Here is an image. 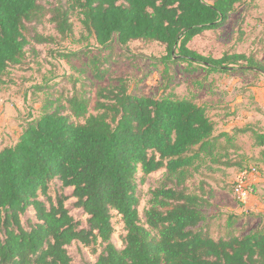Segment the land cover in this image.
<instances>
[{
  "label": "trees",
  "instance_id": "16d2710c",
  "mask_svg": "<svg viewBox=\"0 0 264 264\" xmlns=\"http://www.w3.org/2000/svg\"><path fill=\"white\" fill-rule=\"evenodd\" d=\"M244 3L0 0V85L27 51L34 53L32 45L50 43L37 25L46 19L67 37L72 15L107 53L87 62L97 81L107 76L114 48L137 41L164 47L165 55L154 64L165 70L182 62L189 72L264 71L253 57L213 59L187 47L194 37L224 26ZM96 95V114H89L90 92L84 87L65 99L46 97L39 116L20 124L13 144L0 141V264H71V245L96 243L99 255L85 264H264V222L239 236L242 228L235 224L241 216L230 215L224 236L214 238L204 214L210 202L190 191L194 164L206 158L219 163L214 157L222 139V150L233 146L227 133H215L207 107L172 92L159 98L130 93L122 79ZM251 111L264 116L258 106ZM253 136L255 145L264 147V133ZM159 171L158 186L149 190L139 216L138 185ZM69 199L84 219L71 215ZM113 213L125 232L121 248L111 241Z\"/></svg>",
  "mask_w": 264,
  "mask_h": 264
},
{
  "label": "rangeland",
  "instance_id": "374dc122",
  "mask_svg": "<svg viewBox=\"0 0 264 264\" xmlns=\"http://www.w3.org/2000/svg\"><path fill=\"white\" fill-rule=\"evenodd\" d=\"M70 22L72 34L67 37L57 34L46 19L37 25V32L50 38V43L32 45L34 53L27 51L22 64L8 69L3 76L4 84L0 85V141L4 135L13 137L11 134L19 122L24 124L30 117L39 116L46 97L60 95L65 99L80 87L90 92L89 114H96L97 90L116 86L117 79L125 82L128 92L145 97L159 98L172 92L179 98H192L196 104L207 107L216 132L222 131L227 123L228 128L234 126L228 133L234 138L233 146L222 150L225 139L219 142L214 157L219 163L206 158L197 161L190 169V191L202 195L211 204L204 210L210 235L214 238L224 236L230 215L241 216L235 224L242 228L239 236L250 233L264 222V151L255 145L253 136V133H264V119L250 113L259 105L264 107V75L248 69L246 72L209 73L201 67L189 72L191 68L182 62L169 65L165 70L163 65L154 64L165 55L164 47L155 42L137 41L122 49L115 47L107 76L103 81H97L87 62L92 56L107 53L101 52L93 38L83 31L76 15L71 16ZM187 47L213 59L226 54L253 57L264 68V0H245L224 26L194 37ZM234 68L240 69L238 66ZM241 130L245 131L241 133ZM226 162L235 165L226 166ZM161 174L162 171L153 173L139 183V216L147 207L149 190L158 186ZM248 175L259 177L260 183H252L253 179ZM243 176L249 178L244 202L234 194V186ZM50 192H54L52 186ZM72 202V199L66 202L71 215L84 219L80 210L72 208ZM238 210L241 211L236 214ZM112 224L111 241L116 248H121V237L125 232L120 216L115 213ZM68 251L71 264H85L95 261L101 247L98 243L89 247L73 244Z\"/></svg>",
  "mask_w": 264,
  "mask_h": 264
},
{
  "label": "crops",
  "instance_id": "0c3cea01",
  "mask_svg": "<svg viewBox=\"0 0 264 264\" xmlns=\"http://www.w3.org/2000/svg\"><path fill=\"white\" fill-rule=\"evenodd\" d=\"M258 107H260L261 109H263L264 110V107H262V105L260 106H258ZM251 111V110H250ZM251 114H253L254 116L253 117H258V119H264V116L263 115H261V114H259V113H257V112H254V111H251L250 112ZM18 123V122H17ZM20 124H22L21 122H19V124H17L15 127H16V130H15V132H12L13 133V135L11 134V136H13V137H11V138H9V137H7L6 135H4V137H3V139H1V141L3 142L2 144H3V146H6V145H10V144H13L16 140H17V138H18V136H19V134H20V132H21V127H20ZM215 127V126H214ZM233 127L234 126H231V127H229L228 128V123L225 125V127H224V129H222V131H220L219 133H231V129H233ZM215 133H218V132H216V130H215ZM229 135V134H228ZM231 137V136H230ZM232 139H234L233 137H231ZM259 148H261V149H263L264 147H259ZM250 178L251 179H253L252 180V183H260V178L259 177H255V176H250ZM214 202V200H212L211 201V203H213ZM240 211L241 210H238L237 212H236V214H239L240 213Z\"/></svg>",
  "mask_w": 264,
  "mask_h": 264
},
{
  "label": "built area",
  "instance_id": "2783aa9c",
  "mask_svg": "<svg viewBox=\"0 0 264 264\" xmlns=\"http://www.w3.org/2000/svg\"><path fill=\"white\" fill-rule=\"evenodd\" d=\"M251 176V175H248ZM247 181H249V178L247 176H243L234 186V194L236 198L242 202L245 201L247 196Z\"/></svg>",
  "mask_w": 264,
  "mask_h": 264
},
{
  "label": "water",
  "instance_id": "95a60500",
  "mask_svg": "<svg viewBox=\"0 0 264 264\" xmlns=\"http://www.w3.org/2000/svg\"><path fill=\"white\" fill-rule=\"evenodd\" d=\"M246 69L251 70V71H256V72L261 73V74L264 75V72H263L262 70H260V69H257V68H254V67H247Z\"/></svg>",
  "mask_w": 264,
  "mask_h": 264
}]
</instances>
